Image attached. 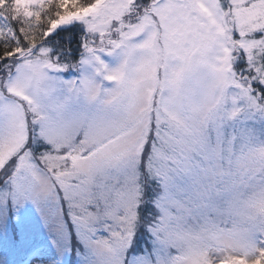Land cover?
Segmentation results:
<instances>
[{
    "label": "snow or ice",
    "instance_id": "obj_1",
    "mask_svg": "<svg viewBox=\"0 0 264 264\" xmlns=\"http://www.w3.org/2000/svg\"><path fill=\"white\" fill-rule=\"evenodd\" d=\"M64 264H264V0H0V223Z\"/></svg>",
    "mask_w": 264,
    "mask_h": 264
},
{
    "label": "rangeland",
    "instance_id": "obj_2",
    "mask_svg": "<svg viewBox=\"0 0 264 264\" xmlns=\"http://www.w3.org/2000/svg\"><path fill=\"white\" fill-rule=\"evenodd\" d=\"M7 212L6 219L0 223V246L6 253L0 256V264H13L29 254L32 248L36 252L30 253L27 264H52L56 259L48 233L31 204H25L10 221ZM37 246H45L43 250ZM64 264H70V257H66Z\"/></svg>",
    "mask_w": 264,
    "mask_h": 264
},
{
    "label": "trees",
    "instance_id": "obj_3",
    "mask_svg": "<svg viewBox=\"0 0 264 264\" xmlns=\"http://www.w3.org/2000/svg\"><path fill=\"white\" fill-rule=\"evenodd\" d=\"M17 215V212L16 211H12V210H9V214H8V216H9V218H10V221L12 222V221H14V217ZM4 253H6V250H5V248H3V247H1L0 246V256L1 255H4ZM28 255V254H27ZM26 255V256H27ZM26 256H24L23 258H21L19 261H24L26 258ZM70 264H74V262H73V260H72V258L70 257Z\"/></svg>",
    "mask_w": 264,
    "mask_h": 264
}]
</instances>
